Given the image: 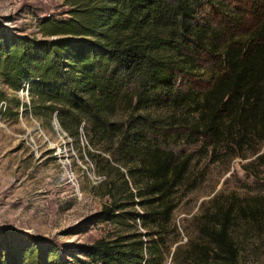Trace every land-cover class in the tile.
Wrapping results in <instances>:
<instances>
[{"label": "trees", "instance_id": "16d2710c", "mask_svg": "<svg viewBox=\"0 0 264 264\" xmlns=\"http://www.w3.org/2000/svg\"><path fill=\"white\" fill-rule=\"evenodd\" d=\"M69 1L66 17L40 22L49 38L22 36L2 46L0 78L14 91L27 80L30 113L45 125L56 121L76 145L81 136L94 147L128 137L139 141L141 168L154 197L148 205L160 208L153 213L168 217L170 191L186 162L149 139V114L142 110L170 101L192 107L189 127L205 138L233 132L241 142L247 135L264 139V0ZM205 66L213 71L210 84L199 94L192 87L183 90L181 80L194 79ZM121 103L125 116L110 119ZM256 158L264 163V152ZM100 166L118 172L121 182L119 187L104 181L109 202L93 218L134 220L136 214L122 210L132 195L122 172L107 159ZM223 218L207 232L214 246L198 247L187 264L238 263ZM143 236L98 238L76 245L68 258L55 248H30L0 264H163L161 234Z\"/></svg>", "mask_w": 264, "mask_h": 264}, {"label": "rangeland", "instance_id": "374dc122", "mask_svg": "<svg viewBox=\"0 0 264 264\" xmlns=\"http://www.w3.org/2000/svg\"><path fill=\"white\" fill-rule=\"evenodd\" d=\"M70 4L69 0H0V51L22 36L49 38L42 34L40 22L66 17ZM212 76V69L205 66L194 79L184 77L181 88L192 87L199 94ZM0 91L4 95L0 100L1 260H17L36 247L55 248L60 257L68 258L76 245L98 238L135 232L147 238L143 235L157 232L164 241L162 263L187 264L188 258L198 256V249L214 246L207 232L226 213L223 219L227 218L225 224L238 249L237 264H264V163L256 158L264 152V139L247 135L241 142L233 132L205 138L190 129L195 117L192 107L170 101L142 110L149 114V139L186 162L180 182L170 191L169 215L163 219L162 213H153L160 208L148 205L154 197L141 168L139 141L128 137L119 144L94 147L81 136L76 145L56 121L45 125L34 117L28 95L19 88L12 90L0 78ZM123 108L121 103L110 119H122ZM104 159L127 180L132 195L122 210L136 214L134 220L93 218L109 202L104 181L119 187L121 182L114 169L101 168ZM142 218H146L144 226Z\"/></svg>", "mask_w": 264, "mask_h": 264}, {"label": "built area", "instance_id": "2783aa9c", "mask_svg": "<svg viewBox=\"0 0 264 264\" xmlns=\"http://www.w3.org/2000/svg\"><path fill=\"white\" fill-rule=\"evenodd\" d=\"M28 81L22 80L19 87V92L27 94Z\"/></svg>", "mask_w": 264, "mask_h": 264}]
</instances>
